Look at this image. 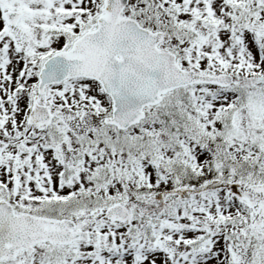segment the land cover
Segmentation results:
<instances>
[{"label":"snow or ice","instance_id":"1","mask_svg":"<svg viewBox=\"0 0 264 264\" xmlns=\"http://www.w3.org/2000/svg\"><path fill=\"white\" fill-rule=\"evenodd\" d=\"M0 264H264V0H0Z\"/></svg>","mask_w":264,"mask_h":264}]
</instances>
